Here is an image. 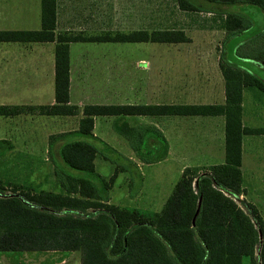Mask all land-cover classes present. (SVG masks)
Here are the masks:
<instances>
[{
	"label": "trees",
	"instance_id": "1",
	"mask_svg": "<svg viewBox=\"0 0 264 264\" xmlns=\"http://www.w3.org/2000/svg\"><path fill=\"white\" fill-rule=\"evenodd\" d=\"M176 2L182 10L224 14V29L228 35L240 33L252 25L249 17L225 9L228 5L256 6L264 19V0ZM39 20L38 29L0 30V42H54V103L0 105V116L21 113L75 115L80 111L77 128L49 135L50 145L52 140L65 136L94 140L91 132L94 116H113L114 126L116 123L124 125L121 120L126 116L138 114H223L224 162L202 172L195 167L183 169L160 210L145 215L102 202L100 196L109 187L112 177L106 181L95 172L96 147L86 140H65L58 148L62 166L95 178L99 187L89 178L59 171L58 175L64 179V183L60 182L61 192L40 189L35 193H22L25 203L15 195L1 196L0 251H78L80 264H241L244 256L254 263V249L262 222L251 205H247V213L226 193L237 195L240 191L241 136L264 134V127L242 125L241 88L255 87L264 92V82L246 70L221 61L219 68L225 80L224 105L87 104L79 110L68 104L69 42L176 43L188 38L180 29L105 31L98 35H86L82 31L54 32L55 0H39ZM263 30L264 27L258 33ZM120 130H124V126ZM125 130L124 134L128 135L130 129ZM141 138L139 136L132 145L141 160L153 161L164 153V141L152 149L141 144ZM10 148L8 140L0 139V154ZM90 210L97 211L91 213ZM259 263L264 264V245L259 249Z\"/></svg>",
	"mask_w": 264,
	"mask_h": 264
},
{
	"label": "crops",
	"instance_id": "2",
	"mask_svg": "<svg viewBox=\"0 0 264 264\" xmlns=\"http://www.w3.org/2000/svg\"><path fill=\"white\" fill-rule=\"evenodd\" d=\"M108 2L112 4L111 9L117 27L136 28L130 31L138 29V0ZM108 2L107 0H55L54 32L87 29L96 33L105 29L106 12L109 10L107 5L110 4ZM219 15H222L220 22L217 20L211 23V26L219 29L218 33H224L220 47H217L216 39L210 38L209 43L205 40L201 42L203 46L192 48V40L187 36L188 40L185 42H169L177 46L174 49L162 51L157 55L144 53L132 58V62L129 63L121 57V51L106 54L104 51H97L99 49L93 46L107 42H69L68 104L75 105L79 110L87 104L224 105L225 80L219 68L221 61L246 70L264 82V53L258 52L253 55L239 54L236 51L246 40L236 41L234 56L245 59L249 63L246 64L248 67L233 64L231 60L226 61L225 39L240 33L228 35L224 29V14L219 13ZM8 23L9 12L5 14L0 11V30L7 29ZM77 31L82 30L74 32ZM28 43L45 44V47H40L37 52H8L3 46L4 49L0 51V105L39 106L54 103V42ZM76 43H80L81 46L77 47ZM90 50L96 51L89 52ZM108 54L113 56L107 57ZM75 55L79 60L76 68L73 63ZM250 64L261 70L260 76ZM260 101H263L262 104H258ZM240 106L242 125L257 126V117L264 119V92H260L255 87H242ZM80 116V111L75 115L35 116L21 113L0 116L2 117L0 139L9 141L11 144V148L7 150L9 152H26L28 149L34 152L39 147L45 148L44 151L47 153L48 136L75 130ZM73 117L77 118L76 124L73 123ZM101 117L103 119L98 120ZM113 119V116H94L91 132L95 139L103 141L102 144L115 154L129 160L133 176L128 174L127 168L116 164L114 172L127 174L124 176V181L133 191L123 192L117 200L114 194L110 193L115 179L113 173L109 176L112 180L108 188L106 201L108 203L123 207L126 203L125 199H128L134 210L145 213L157 212L183 169L195 167L202 172L224 162L223 114H138L126 116L123 121L121 120L124 125L116 123L114 126ZM34 120H37L35 122L38 125L37 129L46 127L45 135L44 130L39 131L32 126ZM121 126H124L122 131ZM95 128L98 129V133L95 132ZM126 128L130 129L128 135L124 134ZM146 129L149 131H144ZM151 132L157 136L152 135ZM139 136L142 137L141 144H146L152 149H156L161 141H164V153L153 161L141 160L137 151L132 149ZM56 140L60 146L66 140V136ZM262 140L264 136L253 137L247 134L241 136L240 191L235 195L243 206L251 205L257 212L262 222L260 235H264V212L260 207L264 205V163H260L262 160H259L257 153L263 155L262 148H258ZM99 152L97 150L95 157ZM242 205L239 204L243 210ZM76 252L78 251H0V264H6L3 262L5 259L6 261L10 259L9 264H26V262L65 264L66 257L71 253L77 256ZM50 254L54 256L49 257ZM77 260L74 264H80V254Z\"/></svg>",
	"mask_w": 264,
	"mask_h": 264
},
{
	"label": "rangeland",
	"instance_id": "3",
	"mask_svg": "<svg viewBox=\"0 0 264 264\" xmlns=\"http://www.w3.org/2000/svg\"><path fill=\"white\" fill-rule=\"evenodd\" d=\"M109 0H107L108 2ZM195 3H202L199 0H194ZM110 3V2H108ZM111 4V3H110ZM107 5L109 10L106 12V27L105 29H101L94 33L91 30H83V29H74L70 31L82 30V32L86 35L92 34H100L105 31L114 32H129L132 29H136L135 27H117L114 21V13L111 5ZM203 7V5L201 4ZM201 6H198L202 9ZM138 21H137V28L138 29H145L147 31L155 30V29H180L183 30L186 36H188L192 42L191 47L197 48L203 46L201 42L206 40V43H209V39L213 38L216 39L217 47L221 46V40L223 39L224 33H218L220 31L217 28H212L211 23H215L217 20L221 19L222 15L216 12H207V11H185L178 7L176 0H138ZM229 12L239 13L251 19V27L248 29L240 32V34H236V36L228 37L225 39L224 42V49L226 52L227 60L233 64L240 65L243 67H248L246 64H249L245 59H238L234 56V49L235 43L239 39V42L242 40H246L243 44L239 45L238 49L236 50L237 53H249L255 54L258 52L264 53V30L258 33L264 27V19L261 10L253 5L247 4H234L228 5L225 7ZM0 11L8 14L9 12V25L7 29H37L39 27V3L38 0H0ZM220 17V18H219ZM220 22V21H219ZM124 23V22H123ZM129 24V22H127ZM60 32V31H57ZM257 33V34H256ZM255 35V36H253ZM251 37V38H248ZM248 38V39H247ZM241 40V41H240ZM77 47H80V43L75 44ZM87 45V44H83ZM92 45V44H88ZM5 47V49L3 48ZM45 47V44L39 43H0V51L6 50L8 52H37L39 51L40 47ZM96 47L97 51H104L107 53H122L121 57H124L126 62H132V58L136 56H140L144 53L148 55L157 53H161L162 51H169L177 47L176 45L170 43H159V42H137V43H100V44H93ZM195 50V49H192ZM95 52L96 50H90L89 52ZM102 53V52H100ZM107 57H112L113 55H106ZM156 57V56H155ZM123 61V62H125ZM228 61V62H229ZM79 62L77 56L75 55L74 66L76 68L77 63ZM107 63V62H106ZM251 68H255V71L259 76L261 75V70L250 64ZM261 92V91H260ZM263 101H260L258 104H262ZM260 108V107H259ZM262 113V112H260ZM39 115V114H33ZM31 116V115H29ZM2 119V117H0ZM37 119V118H36ZM73 123L76 124L75 117L72 118ZM99 119H103L98 118ZM37 120H34V124L32 126L39 131L44 130L46 127H41L37 129ZM256 125L253 127H264V119L262 117H257ZM32 126L30 128L33 131ZM29 129V128H28ZM95 132L98 133V129L95 128ZM34 133V132H33ZM41 136V134H39ZM253 137H263L264 134H250ZM86 140L92 143L98 151H100L95 159H94V166L95 172L104 180H108L111 174L114 172L115 164L117 166H123L127 168L128 174L132 175L131 168L129 166V160L126 157H121L115 152L111 151L107 146H105L103 141H99L97 139L90 140L83 137H75V136H68L66 140ZM57 140H52V143L47 146V153H45L44 149L37 148L32 152V149L26 150V152H14V151H4L0 154V197L5 196H17L23 201L26 202L22 197V193H35L38 190L42 189L49 192H61L62 187L60 182L64 183L63 177L58 175L59 171H64L65 173L82 176L89 178L92 180L97 187H99V183L95 178L88 177L85 174L65 168L62 166L59 157H58V148L59 142ZM257 146V144H256ZM258 148H262V153L264 155V140H262ZM41 152V153H38ZM102 153V156H100ZM261 153V154H262ZM257 157L259 160H262L260 163H264V156L259 155L257 153ZM103 157V158H102ZM147 172V171H146ZM124 172H117L115 173V179L113 181V186L111 187L110 193L114 194L115 198L118 200L123 194V192H132V188H128L124 181V176H126ZM148 174L146 175L145 179L147 178ZM109 188V187H108ZM108 188L103 190L101 194L102 202L108 200ZM230 196L238 205H242V202L236 198L235 195L226 193ZM130 200L125 199L126 202L123 208H127L131 210L133 205L129 203ZM108 203V202H107ZM153 206V205H152ZM122 207V206H120ZM243 210L245 212H249V208L246 205H242ZM261 207V210L264 212V205ZM91 213H95L97 210H90ZM76 213V212H73ZM145 215H149L151 213L142 212ZM261 245H264V235L259 234L258 243L254 249V256L253 260L254 263L250 261V259L246 256L241 258V264H260L259 263V249ZM77 256L75 254H69L66 257L65 264H74L76 263L79 258V253ZM49 257L54 256L53 254L48 255ZM43 258V257H42ZM4 263H10V259L3 261ZM30 262H26L28 264Z\"/></svg>",
	"mask_w": 264,
	"mask_h": 264
}]
</instances>
